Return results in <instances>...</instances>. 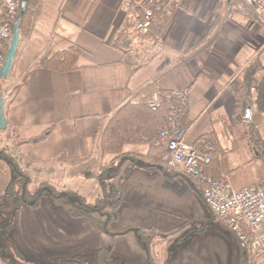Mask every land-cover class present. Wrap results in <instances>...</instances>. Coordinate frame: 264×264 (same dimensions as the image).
I'll list each match as a JSON object with an SVG mask.
<instances>
[{
	"label": "crops",
	"instance_id": "obj_1",
	"mask_svg": "<svg viewBox=\"0 0 264 264\" xmlns=\"http://www.w3.org/2000/svg\"><path fill=\"white\" fill-rule=\"evenodd\" d=\"M38 1L41 4L33 9L14 57L13 72L25 80L5 102L9 128L0 131V149L22 141L18 150L26 159H49L57 163L58 171L74 175L73 181L51 183L55 193L74 192L93 203L104 186L95 176L88 178L87 163L105 157V161L115 160L97 150L106 119L126 100L149 90L185 88V140L195 145L202 135L213 134L227 150L226 174L234 187L264 182V99L258 95L261 89L264 92V21L244 0H191L185 7L165 0L169 2L167 19L161 20V13L158 20L169 19V27L158 41L132 30V11L122 0H52L53 13L48 22H42L38 40L31 42L46 0ZM121 34L127 36L131 61L112 44ZM69 43L82 50L76 90L71 89L67 73L39 63L44 52ZM240 74L250 88L237 103L229 82ZM51 125L45 138L33 140ZM128 146L129 152L147 149L145 144ZM61 151L84 158L62 167L54 158ZM126 158L116 159L110 172L96 164L107 174V188L121 192L113 231L130 226L160 231L150 246L156 264H239V239L213 217L185 175L166 173L161 167L147 169L140 162L129 165ZM13 175L0 158L2 187ZM9 237L26 264L91 260L101 248L110 249L111 264H147L146 253L131 233L111 236L93 228L85 217L70 213L68 199L46 190L36 206L23 204L16 210ZM0 264H6L1 256Z\"/></svg>",
	"mask_w": 264,
	"mask_h": 264
},
{
	"label": "trees",
	"instance_id": "obj_2",
	"mask_svg": "<svg viewBox=\"0 0 264 264\" xmlns=\"http://www.w3.org/2000/svg\"><path fill=\"white\" fill-rule=\"evenodd\" d=\"M25 3L26 7L20 18V40L28 31L33 15V9L35 7L34 0H25ZM167 16V12L162 13L161 20H166ZM10 23L12 26L15 23V20ZM112 44L114 47L122 50L125 54V58L130 60L132 53L128 48L127 36L121 34L120 37L112 42ZM81 54L82 50L78 46L74 43H69L66 47L44 52L39 58V63L47 68L67 73L70 76L69 82L71 89L76 90L79 88L77 71L82 67V65L78 63ZM162 73V71L159 72V74ZM24 80L25 79H22L18 83L14 94ZM4 82L5 79L0 78V96L3 95V98L6 99L3 87ZM229 85L234 92L237 103H240L242 99L245 98L250 88L244 74L235 76L229 82ZM159 92L164 98V96L170 91L159 90ZM258 95H260V98L264 99V92L262 89L258 92ZM180 109L178 122L180 126L183 127L188 122L187 104L182 105ZM167 116L168 109L165 100H163L161 106L157 108L148 106L145 95L126 100L103 123L98 136V152L101 155L111 154L114 156V159L127 157L126 160L128 159L127 163L129 165H135L140 162L147 169L160 168L163 148L156 146L154 140L158 128L167 124ZM52 126L53 125L47 127L43 134L33 140L39 141L45 138ZM8 128L9 125L7 124L6 129L1 130L7 131ZM21 142L22 141H13V146L11 145L10 148L3 147L0 149V158H3L14 172V175L6 185L2 198L0 199V256L4 262L7 264H26L20 252L9 243V231L12 225L13 216L16 210L23 204L29 205V202L33 201L31 206H36L41 193L48 190V192L54 197L68 199L70 213L78 217H85L93 228L102 230L111 236L131 233L135 237L138 246L146 253L147 264H156L151 259L150 246L152 241L162 234L160 231L154 228H142L138 226H130L118 231H113L111 229L112 223L118 218V206L122 200L119 189H115L113 195L103 190L104 193L102 192L93 203H88L84 197L75 195L74 193L72 194L69 191H66L63 194H57L51 188H42V190H40L37 195L33 196L31 200L27 199L25 197L27 182L22 178L23 175L20 173L16 163L18 150H13V148L19 146ZM130 144H145L147 149L144 153L126 151L125 148ZM203 145L210 146L211 156L210 161L204 165V171L213 177H219L222 174H226L228 172L226 158L227 150L219 144L215 136L211 133H209V136L202 135L198 142H196L195 147L201 148ZM54 157L61 161H64L65 159L72 162L84 158L80 156H69L62 151L57 153ZM16 184L19 185V190L15 188ZM195 190L198 195L202 197L199 184L195 185ZM112 197L113 199H111ZM110 200L113 201L110 202ZM185 237H182V239ZM7 242L10 245L9 249ZM51 261L53 262L52 264H111V251L110 249L101 248L91 260L85 258H63ZM33 264L50 263L39 261ZM239 264H264V259L260 263L255 262L254 257L249 252L248 248L241 243Z\"/></svg>",
	"mask_w": 264,
	"mask_h": 264
},
{
	"label": "built area",
	"instance_id": "obj_3",
	"mask_svg": "<svg viewBox=\"0 0 264 264\" xmlns=\"http://www.w3.org/2000/svg\"><path fill=\"white\" fill-rule=\"evenodd\" d=\"M190 0H172L173 5L185 7ZM264 21V0H244ZM124 7L132 11V30L150 41L160 40L167 32L169 19L162 23L158 15L168 12L165 0H122ZM21 7L20 0H0V68L8 47L12 26ZM149 107H160L165 100L167 124L158 128L154 144L163 148L160 167L166 173L177 172L191 182L200 185V192L213 217L223 223L253 255L255 262L264 259V182H255L236 188L229 176L213 177L204 171L210 161V146L201 148L188 143L184 128L178 122L182 105L187 102V90L174 89L164 98L159 89L145 95Z\"/></svg>",
	"mask_w": 264,
	"mask_h": 264
},
{
	"label": "rangeland",
	"instance_id": "obj_4",
	"mask_svg": "<svg viewBox=\"0 0 264 264\" xmlns=\"http://www.w3.org/2000/svg\"><path fill=\"white\" fill-rule=\"evenodd\" d=\"M51 1L52 0H46V1H44V3L42 4V6L40 7L39 14H38V19H37V23H36L35 29L33 31V35H32V38H31V42H33V41L36 42L38 40V32L42 28V22L43 21L48 22L47 20H48L49 16L51 17V14L50 13H53L51 11V9H52V7H51V5H52ZM34 2H35L34 9H36V8L38 9L39 8V5L41 4V2H39L38 0H34ZM237 2H239V1H237ZM20 81L21 80L17 78V74L16 75L14 74L13 67H12L11 68V71H10V74L5 79L4 86H3L4 87V95L6 97V99H4L5 102H8L15 95L14 94V91L16 90V86L18 85V83ZM0 131H2V130L0 129ZM12 143L9 146H7V147L10 148V146L12 145ZM128 148H129V146L126 147V149H128ZM15 149L18 150V146H15V148H13V150H15ZM133 153H139V152H133ZM17 155H18V156H16L17 167L19 168L20 173H22V175H23L22 178H24V180L27 182V185H26V194H25V197L27 199H30L31 200L33 198V195L32 194H34L35 192H37V189H38V191L39 190H42V188H46V189L47 188H51L53 190L52 186L50 185L51 183H55V182L56 183H63L67 179H69L71 181H73L75 179L74 175H72L70 172L68 173L66 171L65 172L64 171H62V172L61 171H58L57 168L55 167V165L57 163L56 162H51V161L49 162V159L47 161L32 162V161L26 159L25 157H23L21 155V153H20L19 150H18V154ZM99 155H101V154L99 153ZM105 158H103V160H98V163H96V162L87 163V165L88 164H90V165L86 166V168L88 169L86 175H88V178H90L89 175L90 176L91 175L95 176L94 179H96V180L98 179L97 182L100 185L104 186L103 189L107 193L113 195V193H114L113 191H115V189H113L111 187L110 188L109 187L107 188L108 183H109V181L107 180L108 179L107 178V174H105L103 170H101V169H99V168L96 167V164H99L100 166L101 165H104L103 167L105 169H108L109 172L110 171H113V166L116 163V159L113 160V161H111V160L110 161H105L104 160ZM55 159H57V158H55ZM57 161H58V163H60V166H62V167L65 166V164H78V162H79V160H75V161L72 162V161H67L65 159H64V161H61V160L57 159ZM12 172H13V170H12ZM13 174H14V172H13ZM190 183L194 187H195V185H198V183L195 182V181L194 182H191L190 181ZM105 187H106V189H105ZM15 188L19 190V185L16 184ZM4 189H5V186L2 187V184L0 182V199L2 198V194L4 192ZM71 193L73 194L74 192H71ZM111 199H113V197ZM111 201H113V200H110V202ZM9 243H10V241H9ZM9 243L7 242L8 249L10 248ZM8 258H12V257H8Z\"/></svg>",
	"mask_w": 264,
	"mask_h": 264
},
{
	"label": "water",
	"instance_id": "obj_5",
	"mask_svg": "<svg viewBox=\"0 0 264 264\" xmlns=\"http://www.w3.org/2000/svg\"><path fill=\"white\" fill-rule=\"evenodd\" d=\"M26 7L25 0H21V8L20 11L15 19V23L12 25V34L4 55L3 65L0 68V78L6 79L11 71L12 64L14 61V57L17 51V47L19 44L20 36H19V26H20V18L22 13L24 12ZM7 127V120L5 117V101L3 96H0V129H6ZM70 199V197H69ZM33 201L29 202V205H32Z\"/></svg>",
	"mask_w": 264,
	"mask_h": 264
}]
</instances>
